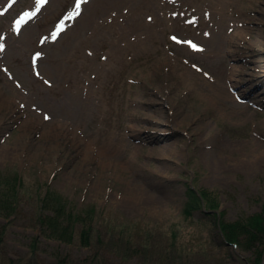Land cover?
Listing matches in <instances>:
<instances>
[{"label": "rangeland", "instance_id": "1", "mask_svg": "<svg viewBox=\"0 0 264 264\" xmlns=\"http://www.w3.org/2000/svg\"><path fill=\"white\" fill-rule=\"evenodd\" d=\"M0 45V176L21 181L0 264H251L182 212L192 185L223 219L264 213V158H236L264 143V0H0ZM48 188L90 244L82 222L45 235Z\"/></svg>", "mask_w": 264, "mask_h": 264}, {"label": "trees", "instance_id": "2", "mask_svg": "<svg viewBox=\"0 0 264 264\" xmlns=\"http://www.w3.org/2000/svg\"><path fill=\"white\" fill-rule=\"evenodd\" d=\"M17 177L9 178L0 176V212L11 214L15 210V199L17 195ZM187 201L183 215L191 218L194 212L204 207L203 201L208 209H217L219 204L213 193L205 188L196 190L189 186L187 188ZM41 209L45 210L40 217L43 232L50 238L64 242L76 240V225L84 223L80 234V241L84 245L91 242V227L81 213L75 212L68 206L67 199L56 190L48 189L42 200ZM95 207L87 210L89 219H93ZM216 224L220 226L224 243L228 246H236L243 250L252 252L251 264H261L264 260V213H256L246 218L228 221L221 219L217 222L216 214H213ZM1 241V238H0Z\"/></svg>", "mask_w": 264, "mask_h": 264}, {"label": "bare ground", "instance_id": "3", "mask_svg": "<svg viewBox=\"0 0 264 264\" xmlns=\"http://www.w3.org/2000/svg\"><path fill=\"white\" fill-rule=\"evenodd\" d=\"M129 1H131V0H129ZM220 104L222 105V110H223L226 117L235 115L236 113L243 112V111H241V109L239 111H236L235 109L234 110H228V107H226L225 102H222V100H221ZM241 107L243 109H245V106H241ZM207 126H208L207 124H203L204 128H206ZM103 133H106V132H103ZM216 139H217L218 143L221 145L227 143L226 141L221 140L218 137ZM108 147L109 146L105 143L101 146V149L106 150ZM229 148L231 149V153L236 150V147H234L232 145H229ZM259 154H261V155L259 156ZM244 155L246 157H251V156L257 157L258 156L257 158H264V143L262 141H259L258 139L251 141L249 143V145L246 146L245 151L239 152L237 154L236 158H241Z\"/></svg>", "mask_w": 264, "mask_h": 264}, {"label": "snow or ice", "instance_id": "4", "mask_svg": "<svg viewBox=\"0 0 264 264\" xmlns=\"http://www.w3.org/2000/svg\"><path fill=\"white\" fill-rule=\"evenodd\" d=\"M77 8H79V4H77ZM3 47V45H0V48H2ZM46 119H47V117H45Z\"/></svg>", "mask_w": 264, "mask_h": 264}, {"label": "water", "instance_id": "5", "mask_svg": "<svg viewBox=\"0 0 264 264\" xmlns=\"http://www.w3.org/2000/svg\"><path fill=\"white\" fill-rule=\"evenodd\" d=\"M262 264H264V262Z\"/></svg>", "mask_w": 264, "mask_h": 264}]
</instances>
